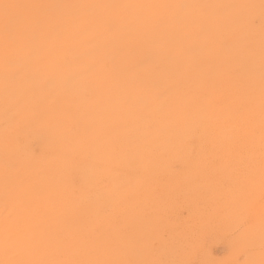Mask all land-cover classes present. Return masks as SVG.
Wrapping results in <instances>:
<instances>
[{"label":"rangeland","instance_id":"374dc122","mask_svg":"<svg viewBox=\"0 0 264 264\" xmlns=\"http://www.w3.org/2000/svg\"><path fill=\"white\" fill-rule=\"evenodd\" d=\"M2 3L0 264H264L261 0Z\"/></svg>","mask_w":264,"mask_h":264},{"label":"bare ground","instance_id":"6f19581e","mask_svg":"<svg viewBox=\"0 0 264 264\" xmlns=\"http://www.w3.org/2000/svg\"><path fill=\"white\" fill-rule=\"evenodd\" d=\"M169 1H170V0H169ZM176 2H177V1H176ZM106 3H107V2H106ZM108 5H109V4H108ZM177 5H178V4H177ZM176 7H177V6H176ZM244 9H245V8H244ZM173 10H174V9H173ZM177 10H178V9H177ZM174 11L176 12V9H175ZM178 11H179V10H178ZM180 11H181V9H180ZM249 13H250V12H249ZM249 13H247V14H249ZM174 14H176V13H174ZM178 14H179V13H178ZM251 15H252V14H251ZM245 19H246V18H245ZM254 19H255V18H254ZM255 20H256V19H255ZM174 22H175V21H174ZM245 22H246V20H245ZM175 23L178 24V22H175ZM246 23H247V22H246ZM256 23H257V21H256ZM247 24H248V23H247ZM89 28H91V27H89ZM89 28H88V29H89ZM257 29H258V28H257ZM247 30H248V29H247ZM9 31H10V30H9ZM9 31H8V32H9ZM257 31H258V30H257ZM257 31H256V32H257ZM6 33H7V32H6ZM247 35L249 36V34H247ZM126 36H127V35H126ZM259 36H260V34H259ZM129 37H130V36H129ZM131 37H132V36H131ZM131 37H130V38H131ZM8 38H9V36H8ZM10 38H11V37H10ZM131 39H132V38H131ZM249 39H250V38H249ZM257 40H258V39H257ZM128 41H129V40H128ZM130 42H131V40H130ZM249 42H250V41H249ZM129 44H130V43H129ZM251 45H252V44H251ZM255 45H256V43H255ZM256 46H257V45H256ZM132 47H133V46H132ZM205 47H206L207 49H209L208 46H205ZM132 49L134 50V48H132ZM201 49H202V48H201ZM208 51H209V50H208ZM132 52H133V51H132ZM202 53H203V52H202ZM204 54H205V53H204ZM207 54H208V53H207ZM142 58H143V57H142ZM146 58L148 59V56H146ZM146 58H145V59H146ZM207 60H209V59L207 58ZM146 61H147V60H146ZM149 61H150V60H149ZM144 62H145V61H144ZM207 62H208V61H207ZM216 62H217V61H216ZM15 63H17V62H15ZM15 63H14V64H15ZM145 63H146V62H145ZM146 64H149V63H146ZM210 66H211V64H210ZM212 67H213V64H212ZM244 69H245V68H244ZM18 72H19V71H18ZM248 72H249V71H248ZM245 73H246V72H245ZM250 73H251V72H250ZM244 75H245V74H244ZM250 76H251V75H250ZM0 78H1V80H2V77H0ZM245 78H246V77H245ZM251 80H252V79H251ZM2 81H3V80H2ZM245 81H246V80H245ZM182 83H183V82H182ZM245 83H246V82H245ZM0 84H1V83H0ZM248 84H249V83H248ZM190 89H191V88H190ZM248 89H250V88H248ZM192 91H193V89H192ZM189 92H190V91H189ZM195 92H196V91H195ZM192 93H193V92H192ZM192 93H191V94H192ZM194 94H195V93H194ZM194 94H193V95H194ZM204 94H205V93H204ZM204 94H203V97H204ZM194 97H195V96H194ZM196 99H197V98H196ZM196 101H197V100H196ZM205 104H206V103H205ZM203 105H204V104H203ZM206 105H207V104H206ZM206 105H204V106H206ZM205 108H206V107H205ZM224 112L226 113L227 110L225 109ZM227 113H228V112H227ZM228 114H229V113H228ZM226 115H227V114H226ZM227 116H229V115H227ZM227 116H225L226 119H228ZM210 117H211V116H210ZM216 118H217V117H216ZM229 119H230V118H229ZM229 119H228V120H229ZM212 120H213V119H212ZM154 121H155V120H154ZM249 124H250V123H249ZM255 124H256V123H255ZM227 125H228V124H227ZM229 125H231V124H229ZM230 127H231V126H230ZM227 128H228V126H227ZM230 129H231V128H230ZM228 130H229V128H228ZM196 131H197V129H196ZM196 131H194V132H196ZM235 132H236V131H235ZM141 134H142V133H141ZM142 135H143V134H142ZM201 135H202V134H201ZM195 136H196V135H195ZM202 136H203V135H202ZM204 137H207V136L205 135ZM143 138H144V137H143ZM197 138H198V137H197ZM144 139H147V138H144ZM193 139H195V138H193ZM240 139H241V138H240ZM196 140H197V139H196ZM205 140H206V139H205ZM194 141H195V140H194ZM206 141H207V140H206ZM254 141H255V140H254ZM254 141H253V142H254ZM195 144H196V143H195ZM207 144H208V143H207ZM256 145L258 146V144H256ZM195 147H197V146H195ZM210 147H211V145H210ZM255 147H256V146H255ZM256 148H257V147H256ZM196 149H197V148H196ZM245 151H246V150H245ZM248 151H249V150H248ZM212 154H213V153H212ZM212 158H213V156H212ZM212 158H211V159H212ZM257 159H258V158H257ZM212 161H214V160H212ZM212 161H211V163H212ZM243 161H244V160H243ZM204 162H205V161H204V159H203V163H204ZM161 165H162V167H163L164 164H161ZM204 165H205V163H204ZM206 165H207V164H206ZM159 166H160V165H159ZM159 166H157V168H158ZM207 166H208V165H207ZM203 168H205V167H202V170H206V169H203ZM206 168H208V167H206ZM209 169L211 170L212 168H209ZM156 170H158V169H156ZM156 170H155V171H156ZM210 170H208V171H210ZM211 171H212V170H211ZM159 172H160V171H159ZM163 172L166 173V171H163ZM204 173H205V172H204ZM204 173H203V174H204ZM155 174H156V173H155ZM161 174H163V173H161ZM210 174H211V173H210ZM210 174H209V175H210ZM227 174H228V173H227ZM92 175H93V174H92ZM94 175H97V174H94ZM165 175H166V174H165ZM206 175H207V173H206ZM232 175H233V173L230 175V172H229L228 176H231V179H232ZM157 176H158V174H157ZM165 177H166V176H164V178H165ZM203 177H204V176H203ZM210 177H211V175H210ZM234 177L237 178V176H235V175H234ZM229 178H230V177H229ZM235 178H233V179H235ZM94 179H97V177H96V178L94 177ZM154 179H155V178H154ZM203 179H204V178H203ZM237 179H238V178H237ZM166 180H167V179H166ZM211 180H212V179H211ZM238 180H240V178H239ZM96 181L98 182V180H96ZM100 181H101V180H100ZM212 181H213V180H212ZM155 182H156V181H155ZM182 182H183L182 184L185 183L184 180H182ZM232 182H233V181H232ZM156 183H157V182H156ZM212 183H213V182H212ZM233 183H234V182H233ZM99 184H100V183H99ZM165 184H166V182H165ZM160 185H161V184H160ZM162 185H163V184H162ZM184 185H185V184H184ZM205 185H206V184H205ZM241 185H242V183H241ZM158 186H159V185H158ZM166 186H167V185H166ZM237 186H238V185H237ZM159 187H160V186H159ZM188 187H190V186H188ZM192 187H193V186H192ZM192 187H191V188H192ZM243 187H244V186H243ZM165 188H167V187H165ZM185 188H186V187H185ZM215 188H216V187H215ZM169 189H170V188H169ZM189 189H190V188H189ZM189 189H188V191H189ZM216 189H217V188H216ZM190 190H191V189H190ZM192 190H193V188H192ZM205 191H206V189H205ZM217 191H218V190H217ZM162 192H163V190H162ZM162 192H161V193H162ZM171 192H172V191H171ZM206 193H207V191H206ZM91 194H92V193H91ZM172 194H173V193H172ZM218 194H219V193H218ZM218 194H217V195H218ZM207 195H208V194H207ZM213 196H214V195H213ZM215 197H216V195H215ZM163 198H164V197H163ZM210 198H213V197H210ZM89 201H90V200H89ZM215 201H216V200H215ZM218 201H219V200H218ZM221 201H222V200H220L219 202H221ZM62 202H63V200H62ZM64 202H65V201H64ZM107 202H108V201H107ZM223 202H224V201H223ZM105 203H106V202H105ZM66 204H67V202H66ZM101 205H102V204H101ZM58 206H59V205H58ZM68 206H69V205H68ZM70 209H71V208H70ZM61 212H62V211H61ZM34 214H35V212H34ZM62 214H63V213H62ZM35 215H36V214H35ZM35 215H34V216H35ZM63 215H64V214H63ZM65 217H66V216H65ZM37 218H38V217H37ZM37 221H38V220H37ZM104 224H105V223H104ZM41 225H43V224H41ZM71 225H72V224H71ZM43 226H45V225H43ZM105 226H106V225H105ZM41 228H43V227L41 226ZM44 228H45V227H44ZM105 229H106V228H105ZM241 229H242V228H241ZM57 234H58V233H57ZM220 236H221V234H220ZM58 237H59V236H57V238H58ZM61 237H62V236H61ZM221 237H222V236H221ZM228 237H229V236H228ZM118 239H119V238H118ZM223 239H224V238H223ZM229 239H230V238H229ZM62 240H63V239H62ZM62 240H61V242H62ZM46 241H47V240H46ZM46 241H45V242H46ZM57 241H58V239H57ZM105 241H106V240H105ZM59 242H60V241H59ZM57 243H58V242H57ZM62 243H63V242H62ZM222 243H223V241L221 242V244H222ZM224 243L226 244V242H224ZM224 243H223V245H224ZM59 245H60V244H59ZM38 246H39V245H38ZM64 246H65V244L63 243V247H64ZM262 246H263V245H262ZM63 247H62V248H63ZM171 247H172V246H171ZM57 248H58V246H57ZM62 248H61V251H62ZM251 248H252V247H251ZM254 248L256 249V247H254ZM258 248H259V247H258ZM218 249H219V248H218ZM252 249H253V248H252ZM221 250H222V249H221ZM261 250H262V249H261ZM179 251H181V250H179ZM217 251H219V250H217ZM224 251H225V250H224ZM59 252H60V251H59ZM173 252H174V249H173ZM61 253H63V252H61ZM61 253H60V254H61ZM175 253H177V251H176ZM180 253H181V252H180ZM224 253H225V252H224ZM177 254H178V253H177ZM216 254H217V253H216ZM221 254H222V253H221ZM180 255H181V254H180ZM227 255H228V254H226V256H227ZM223 256H224V255H223ZM183 257H185V255H183ZM63 258H64V257H63ZM112 258H113V257H112ZM112 258H111V259H112ZM226 258H227V257H226ZM60 259H61V258H60ZM113 259H114V258H113ZM175 259H176V258H175ZM61 260H62V259H61ZM176 260H177V259H176ZM179 260H180V258H179ZM179 260H178V261H179ZM185 261H186V259H185ZM185 261H183V263H185ZM112 262H113V260H112ZM112 262H111V263H112ZM114 262H115V261H114ZM114 262H113V263H114ZM119 262H120V261H119ZM119 262H118V264H119ZM149 262H150V261H149ZM175 263H176V261H175ZM175 263H174V264H175ZM177 263L179 264V262H177ZM177 263H176V264H177ZM32 264H34V263H32ZM35 264H36V263H35ZM109 264H110V263H109Z\"/></svg>","mask_w":264,"mask_h":264},{"label":"snow or ice","instance_id":"6c2138e0","mask_svg":"<svg viewBox=\"0 0 264 264\" xmlns=\"http://www.w3.org/2000/svg\"><path fill=\"white\" fill-rule=\"evenodd\" d=\"M261 6L264 7V0H261ZM0 7L3 8L2 19L7 30L13 29L16 24L18 23V18L13 13V9L18 8V5L15 4H8L2 3ZM17 234L11 229V227L6 229V242L7 243H14L16 241Z\"/></svg>","mask_w":264,"mask_h":264}]
</instances>
